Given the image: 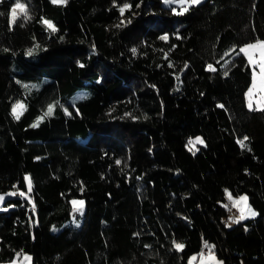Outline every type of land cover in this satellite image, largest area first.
<instances>
[{
  "label": "trees",
  "instance_id": "obj_1",
  "mask_svg": "<svg viewBox=\"0 0 264 264\" xmlns=\"http://www.w3.org/2000/svg\"><path fill=\"white\" fill-rule=\"evenodd\" d=\"M14 2L0 3V193L18 194L0 209V264L21 250L32 264H188L204 241L223 264H264V108L249 110L252 69L237 54L264 40V0L181 15L116 0L132 6L119 28L113 0H21L32 19L10 25ZM225 189L257 216L227 227Z\"/></svg>",
  "mask_w": 264,
  "mask_h": 264
},
{
  "label": "snow or ice",
  "instance_id": "obj_2",
  "mask_svg": "<svg viewBox=\"0 0 264 264\" xmlns=\"http://www.w3.org/2000/svg\"><path fill=\"white\" fill-rule=\"evenodd\" d=\"M2 2H3V0H0V3H2ZM53 2L54 3H66L67 0H53ZM164 2L167 4H179V5H181L180 12L176 13L177 15H181L184 12H187L189 10V8L187 6L198 5L201 3V0H164ZM113 5L117 6L116 0H113ZM185 5H187V6H185ZM117 7H118V10L121 14L122 19H121L120 23L116 25V27L119 28V27L125 26V23H131V20H128L127 22H125L123 20V16H124L125 10H131L132 6L129 3L125 2L122 5H119ZM136 7H139V5H136ZM18 11L20 14H22V18L25 22L32 19L31 14H30V10L28 9L26 3L21 2V0H15V2L12 3V5H11L10 13L8 14L10 16V25L15 24V22L18 20V18H19L18 17ZM173 11L174 12L176 11L175 8H173ZM0 15H6V14L0 13ZM41 23H43L46 26V28L48 30H50L51 32L57 31L55 24L51 20H48V19H45L42 17ZM160 39L161 40H167L168 35L165 34V35L161 36ZM38 48H39V45H35L33 48L28 49L26 52V55H29V56L33 55L34 52ZM254 48H260V49L264 50V41L257 40L254 44H247V45L241 47L237 54L244 53L245 55H248V49H254ZM5 51H7V49H5ZM131 51L133 54H136L137 49L133 48V49H131ZM262 56H264V51H262ZM249 60H250V62H252L251 56H249ZM81 66L83 67V65H81ZM169 66L170 67L172 66L171 63H169ZM187 67H188V65L185 64L184 68H187ZM260 67H261L262 73H264V62L261 63ZM207 70L213 71V72L216 71L213 64H211V63L207 65ZM224 74L227 75L228 74L227 71H225ZM253 86H255V73H254ZM252 91H253V88L250 87L248 89V92L246 93V96L250 97ZM23 107H24V105L21 101H17L16 103L13 104L12 112H13V115L16 119L20 118V113L18 112V108H23ZM53 107H54V105L50 104L48 106L47 111L44 113V116L38 117L37 123L33 124L32 126L37 127L40 120H42L44 117L50 116L53 112ZM220 107H223V105H220ZM248 107H249V110H254L252 103H251V100H249ZM260 108H264V104H258L256 110H259ZM65 111H66V114L70 115V113H67V110H65ZM126 115H128V114H126ZM248 139L249 138L247 136H245V137H243V139L238 140L237 143L240 144V146L242 148H247V144L245 143V141H247ZM197 144H201V145L204 144V140L202 137H200V136H196L195 138L189 137L187 144H186V147L188 148L189 151H193V154H194V150L195 151L199 150L196 148ZM120 163H121L120 160L116 161L117 165H119ZM25 180L28 182V192H31L30 177L26 176ZM81 191H83V189H81ZM17 194H18L17 192L0 194V203H2L4 201L6 195H17ZM19 194L21 196L27 195V193H23V192H20ZM225 194H226L228 200L232 202V206L238 208L239 213H240L238 216H230L229 217V222L226 223L227 227H230L232 223H239L241 220H244L246 217H255L257 215L255 210H253L251 208V206L248 204V202H247L248 198L246 195H241V196L234 198L228 189H225ZM71 204H72V212L73 213H79L80 215H83V209H84V201L83 200L73 199L71 201ZM224 207L227 208L228 205L225 204ZM4 210L7 211V209H4ZM74 220H75V217H74ZM172 244H173V247L177 251H181L185 247V245L183 243H179L175 240L172 241ZM145 247H148V246L146 245ZM214 248H215L214 245H210L207 241H204V247L201 249V252L198 254L201 258V264H205V261H212V262H215V264H223V261H216ZM205 249H207V254H205ZM21 254H22V250H21V252L16 253V257L17 258L20 257ZM196 258H197L196 255H193L192 257H190L188 264H192V262L194 260H196ZM23 260L30 262L31 257L27 254H23ZM10 264H16V260L13 259L10 262Z\"/></svg>",
  "mask_w": 264,
  "mask_h": 264
},
{
  "label": "rangeland",
  "instance_id": "obj_3",
  "mask_svg": "<svg viewBox=\"0 0 264 264\" xmlns=\"http://www.w3.org/2000/svg\"><path fill=\"white\" fill-rule=\"evenodd\" d=\"M204 1L205 0H201V3L204 2ZM163 3H164V5H166L168 7H175V8L177 7V8H180L181 9V5H179V4H167V3L164 2V0H163ZM185 6H187V5H185ZM192 6H194V5H192ZM187 7L189 8L191 6H187ZM260 41H264V40H260ZM255 42L256 41H253V42H250V43H247V44H254ZM247 44H245V45H247ZM245 45H243V46H245ZM262 51H264V50H262L260 48H254V49H248V55H245L243 53L246 56V58L248 59V62H249L250 66H251V69H252V84L250 85V87L253 88V91H252L250 97L249 96H246V100H247V106H248L249 100H251L253 109H257V105L258 104H264V73H262L261 67H260L261 63L264 62V56H262ZM249 56H251L252 62H250ZM254 73H255V86H253V83H254ZM247 92H248V90H247ZM260 109H263V108H260ZM198 136L202 137L201 135H198ZM203 140H204V138H203ZM204 144H205V140H204ZM200 145L201 144H197L196 145V148L199 149ZM229 192L232 194V196L234 198L235 197H238V196H241V195H246L247 198H248V201H247L248 204L251 206V208L253 210H255L254 207L250 203L249 196L246 193L239 194V195H234L231 191H229ZM8 193H12V192H8ZM23 193H27V192H23ZM0 194H6V193H0ZM16 196L17 195H6L4 201L2 203H0V209H9L10 207L4 206L5 205V202L7 201V199L13 198V197H16ZM24 197H29V194L27 193V195L24 196ZM76 200H83V199H76ZM225 204L228 205L229 212H230L229 213V216L226 218V223H227V222H229V217L230 216H238L240 213H239L238 208L232 206V202L229 201L228 198H227V201H226ZM84 210H85V201H84V209H83V212H84ZM255 212L257 213L256 210H255ZM248 218H251V217H246L245 219H248ZM235 224L236 223H232L231 226H233ZM24 254L29 255L31 257V261L30 262L29 261H24L23 260V254H21L20 257H18V258L15 257L16 264H32V255L31 254H28V253H24ZM195 255H196L197 258H196V260H194L192 262V264H201V258H200V256L198 254H195ZM215 257H216V261H221L218 258V256L216 255V253H215ZM6 264H10V262H8ZM205 264H215V262L205 261Z\"/></svg>",
  "mask_w": 264,
  "mask_h": 264
},
{
  "label": "built area",
  "instance_id": "obj_4",
  "mask_svg": "<svg viewBox=\"0 0 264 264\" xmlns=\"http://www.w3.org/2000/svg\"><path fill=\"white\" fill-rule=\"evenodd\" d=\"M204 247V242H203V244H202V248ZM205 251H207V249H205Z\"/></svg>",
  "mask_w": 264,
  "mask_h": 264
},
{
  "label": "crops",
  "instance_id": "obj_5",
  "mask_svg": "<svg viewBox=\"0 0 264 264\" xmlns=\"http://www.w3.org/2000/svg\"><path fill=\"white\" fill-rule=\"evenodd\" d=\"M256 216H257V215H256ZM256 216H255V217H256ZM251 218H254V217H251ZM244 220H245V219H244ZM242 221H243V220H242ZM205 254H207V251H205Z\"/></svg>",
  "mask_w": 264,
  "mask_h": 264
}]
</instances>
